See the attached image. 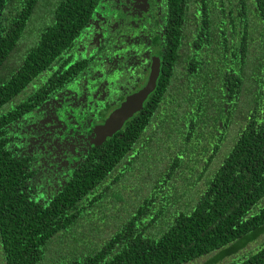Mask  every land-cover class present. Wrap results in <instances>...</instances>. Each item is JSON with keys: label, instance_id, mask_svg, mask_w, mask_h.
Masks as SVG:
<instances>
[{"label": "trees", "instance_id": "1", "mask_svg": "<svg viewBox=\"0 0 264 264\" xmlns=\"http://www.w3.org/2000/svg\"><path fill=\"white\" fill-rule=\"evenodd\" d=\"M38 2L0 0V264H51L60 246L62 264H264V243L237 257L264 235V0H162L156 91L39 194L5 136L39 111V79L70 60L98 0ZM73 227L85 253L68 249Z\"/></svg>", "mask_w": 264, "mask_h": 264}, {"label": "flooded vegetation", "instance_id": "2", "mask_svg": "<svg viewBox=\"0 0 264 264\" xmlns=\"http://www.w3.org/2000/svg\"><path fill=\"white\" fill-rule=\"evenodd\" d=\"M89 20L63 56L70 60L39 79L43 91L33 103L39 111L17 117L14 133L5 136L9 151L26 157L37 194L71 176L85 150L95 146L94 127L146 85L157 60L156 87L131 118L139 114L166 65L169 21L162 0H98Z\"/></svg>", "mask_w": 264, "mask_h": 264}, {"label": "water", "instance_id": "3", "mask_svg": "<svg viewBox=\"0 0 264 264\" xmlns=\"http://www.w3.org/2000/svg\"><path fill=\"white\" fill-rule=\"evenodd\" d=\"M158 62L155 60L151 66L150 74L146 85L137 93H134L126 98L121 105L112 111L107 119L93 129L94 145H99L107 138L112 137L122 129L125 122H127L141 107L143 101L155 89L156 80L158 78Z\"/></svg>", "mask_w": 264, "mask_h": 264}, {"label": "rangeland", "instance_id": "4", "mask_svg": "<svg viewBox=\"0 0 264 264\" xmlns=\"http://www.w3.org/2000/svg\"><path fill=\"white\" fill-rule=\"evenodd\" d=\"M44 2H45V0H40V2H38V5H37L38 6V11H39V5H40V9H41L44 6ZM36 23L39 24V15H37L34 18V24H36ZM35 30H34L33 34L35 33ZM27 32H30V28H28ZM26 40H30L31 41L30 33L27 35ZM108 206L111 207V205H109V204H108ZM112 206L114 207V205H112ZM110 207H107V209L105 211L106 214H112V212L109 210ZM113 219L114 218H112L108 223H105V224L107 226H112ZM114 221H115V223L117 225H118V223L120 224V221H117V220H114ZM80 228L81 227H73L68 232L69 234L67 233L68 237H66V242L69 244L70 240H71L72 243H74V246H72V245L68 246V249L71 252V254H77L78 255L81 252H84V250H86V249L91 247L90 239L87 236L76 234L80 230ZM103 230H104V225H103ZM73 233H75V235H73ZM263 243H264V235H262L260 238H258V240L255 243H251L250 245H248L241 253H239L237 255V257H239V255L246 254L248 252V250H251V251L255 250L256 248H258ZM53 244H54V242L49 246V248H48L49 251L54 247ZM61 252H62V246H60V248L56 252V255L58 256V258L56 260H54V261L50 260L49 263H51V264H62V262L65 261L67 257L63 256V255H59ZM71 254H70V256H71ZM45 259H46V257L44 258V261H45ZM206 260H207V258L203 257V258L195 260L194 262H191L189 264H205V263L208 264L209 259L207 261ZM228 262H230V260L228 258L227 259L225 258V260H222L221 264H225V263H228Z\"/></svg>", "mask_w": 264, "mask_h": 264}]
</instances>
